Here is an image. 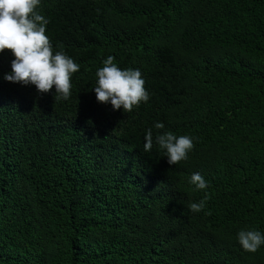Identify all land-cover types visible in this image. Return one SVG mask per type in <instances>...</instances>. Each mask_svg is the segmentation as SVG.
Masks as SVG:
<instances>
[{
  "label": "trees",
  "instance_id": "1",
  "mask_svg": "<svg viewBox=\"0 0 264 264\" xmlns=\"http://www.w3.org/2000/svg\"><path fill=\"white\" fill-rule=\"evenodd\" d=\"M39 10L53 51L80 68L57 100L54 86L4 80L13 57L0 52V264H264V245L247 252L236 239L264 233V0ZM108 55L144 78L149 100L131 112L95 98ZM165 131L194 138L188 159L167 163L155 143Z\"/></svg>",
  "mask_w": 264,
  "mask_h": 264
},
{
  "label": "clouds",
  "instance_id": "2",
  "mask_svg": "<svg viewBox=\"0 0 264 264\" xmlns=\"http://www.w3.org/2000/svg\"><path fill=\"white\" fill-rule=\"evenodd\" d=\"M41 0H0V52L11 50L10 71L3 79L22 85H34L38 93L53 89L55 99L67 100L71 95L70 77L79 71L80 65L63 50L53 51L46 33L48 19L41 14ZM102 67L96 69L95 85L92 90L97 102L110 104L113 110L131 112L141 102L149 100L144 87V78L139 68L118 67L114 57L108 55L102 60ZM153 128L163 129L161 121L154 122ZM144 151L153 147L152 128L146 129ZM193 137L175 135L171 131L157 133L155 143L167 157V163L174 165L188 159L193 149ZM189 183L195 189L205 190L208 183L199 172H193ZM207 192L199 202H191L188 208L200 212L205 207ZM236 239L244 251L256 252L264 245V233L258 229H241Z\"/></svg>",
  "mask_w": 264,
  "mask_h": 264
}]
</instances>
